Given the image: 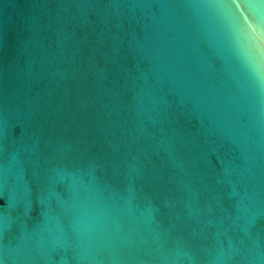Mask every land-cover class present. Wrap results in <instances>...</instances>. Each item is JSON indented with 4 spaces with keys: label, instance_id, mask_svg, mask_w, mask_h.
Wrapping results in <instances>:
<instances>
[{
    "label": "water",
    "instance_id": "water-1",
    "mask_svg": "<svg viewBox=\"0 0 264 264\" xmlns=\"http://www.w3.org/2000/svg\"><path fill=\"white\" fill-rule=\"evenodd\" d=\"M0 264H264V0H0Z\"/></svg>",
    "mask_w": 264,
    "mask_h": 264
}]
</instances>
